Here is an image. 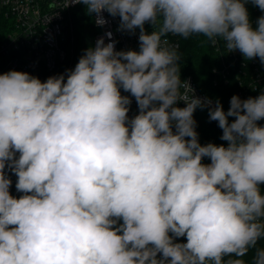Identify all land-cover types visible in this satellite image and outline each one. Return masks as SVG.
Segmentation results:
<instances>
[{
    "label": "clouds",
    "instance_id": "obj_1",
    "mask_svg": "<svg viewBox=\"0 0 264 264\" xmlns=\"http://www.w3.org/2000/svg\"><path fill=\"white\" fill-rule=\"evenodd\" d=\"M248 2L64 0L98 25L106 11L119 30L139 28V51L102 37L66 77L0 74V264H264V92L209 107L165 38L203 35L264 64V15L254 28ZM204 107L227 147L199 143L193 114Z\"/></svg>",
    "mask_w": 264,
    "mask_h": 264
},
{
    "label": "built area",
    "instance_id": "obj_2",
    "mask_svg": "<svg viewBox=\"0 0 264 264\" xmlns=\"http://www.w3.org/2000/svg\"><path fill=\"white\" fill-rule=\"evenodd\" d=\"M53 2L57 5L55 9L49 7ZM246 7L255 28L257 19L264 15V12L251 0ZM81 10L87 13L83 4L64 8V0H0V17L4 20L3 38L0 42V74L16 70L40 76L54 71L58 64L67 58L64 45L71 39L73 14ZM91 15L95 29L92 48L103 37L105 44L115 42L117 52L139 51V28L134 33L119 30L120 17H113L106 11L102 13L106 23L101 26L96 23V14ZM144 27L149 34L154 30L151 23H146ZM107 32L112 33L111 40L106 36ZM165 38L170 45L178 48L176 36L169 34ZM210 44L216 58L213 72L219 82H236L241 100L255 98L264 92V64L259 57L248 60L239 50L228 52L222 40H218L215 45L211 42ZM180 79L190 83L195 97L210 99L212 104L209 107H215L216 101L199 89L192 76L180 71ZM120 91L122 95L129 96L131 104L128 116L129 119L134 118L139 113L135 98L122 88ZM181 91L183 92V88ZM176 106L183 108L186 104L184 101H178ZM209 107L204 109L209 110ZM121 222L122 220L119 221Z\"/></svg>",
    "mask_w": 264,
    "mask_h": 264
},
{
    "label": "trees",
    "instance_id": "obj_3",
    "mask_svg": "<svg viewBox=\"0 0 264 264\" xmlns=\"http://www.w3.org/2000/svg\"><path fill=\"white\" fill-rule=\"evenodd\" d=\"M4 20L0 17V42L3 38ZM95 36V29L93 27L92 15L85 11H79L73 14V32L69 42L65 43L64 48L67 51V58L64 62L58 64L56 69L52 72H46L39 78L42 82L46 81L51 76H59L61 74L67 76V71L75 68L79 59L84 55L85 50L92 48V42ZM178 44V53L181 56L179 63V70L183 73L192 76L199 89L211 99L217 101L223 107L225 112L230 108V100L233 95L238 96V85L231 81L219 82L213 69L216 65V58L210 42L203 35H192L187 39L176 36ZM33 76V75H32ZM196 121V131L198 133L199 143L207 145L213 143L216 145H224L227 147L228 142L221 139L222 129L218 126L217 121L209 119V110L204 108H197L193 114ZM235 117H228L229 123L233 122ZM258 125L264 126V119L257 122ZM17 157L19 153L16 154ZM204 164H210V158L205 157L202 160ZM5 173L12 181L9 188L10 195L19 198L23 193L18 192L15 185L18 177L9 169H5ZM261 192L264 194V184L260 185ZM122 223V222H121ZM177 243H186V237L177 238ZM264 240H261L257 247H263ZM255 249L244 257L246 261L253 259ZM160 254H158L159 258Z\"/></svg>",
    "mask_w": 264,
    "mask_h": 264
}]
</instances>
